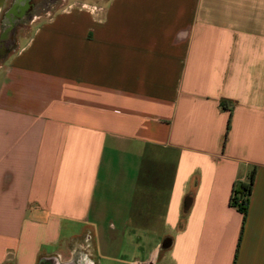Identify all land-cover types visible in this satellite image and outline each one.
<instances>
[{
    "label": "crops",
    "instance_id": "obj_1",
    "mask_svg": "<svg viewBox=\"0 0 264 264\" xmlns=\"http://www.w3.org/2000/svg\"><path fill=\"white\" fill-rule=\"evenodd\" d=\"M31 24L1 41L0 264H264V0Z\"/></svg>",
    "mask_w": 264,
    "mask_h": 264
},
{
    "label": "rangeland",
    "instance_id": "obj_2",
    "mask_svg": "<svg viewBox=\"0 0 264 264\" xmlns=\"http://www.w3.org/2000/svg\"><path fill=\"white\" fill-rule=\"evenodd\" d=\"M90 1L91 0H86V2ZM74 2H77V0H66L67 4ZM62 4H64V0H13L8 5L6 11V26L3 27L0 25V55L1 53L3 54V56L5 55L3 46L4 44L1 42L4 41V37H7L5 38V40L13 37V40L15 41L18 40L19 37L25 38L32 30L33 26L31 22H34L36 20L39 21L40 19L46 17L48 14H52L54 11L60 8ZM10 42L6 47H8L9 49H13L15 47V43H13V41L11 43ZM0 58H2V56ZM131 252L133 254V251L130 250L128 251V254H131ZM99 260H103L100 253Z\"/></svg>",
    "mask_w": 264,
    "mask_h": 264
},
{
    "label": "trees",
    "instance_id": "obj_3",
    "mask_svg": "<svg viewBox=\"0 0 264 264\" xmlns=\"http://www.w3.org/2000/svg\"><path fill=\"white\" fill-rule=\"evenodd\" d=\"M252 181L253 174L250 175L249 182L247 185L237 184L232 190L230 204L232 207H235L243 215V217L246 214ZM238 201H240V204H238Z\"/></svg>",
    "mask_w": 264,
    "mask_h": 264
},
{
    "label": "built area",
    "instance_id": "obj_4",
    "mask_svg": "<svg viewBox=\"0 0 264 264\" xmlns=\"http://www.w3.org/2000/svg\"><path fill=\"white\" fill-rule=\"evenodd\" d=\"M80 8L83 9V10L90 11L92 13H95L98 10L97 7H95V6H89V5H86V4L80 5ZM238 204H240V201H238Z\"/></svg>",
    "mask_w": 264,
    "mask_h": 264
},
{
    "label": "flooded vegetation",
    "instance_id": "obj_5",
    "mask_svg": "<svg viewBox=\"0 0 264 264\" xmlns=\"http://www.w3.org/2000/svg\"><path fill=\"white\" fill-rule=\"evenodd\" d=\"M6 36V35H5ZM5 38H7V37H4V39L3 40H5ZM5 49V48H4ZM40 264H54V261H52V260H44V261H42Z\"/></svg>",
    "mask_w": 264,
    "mask_h": 264
}]
</instances>
